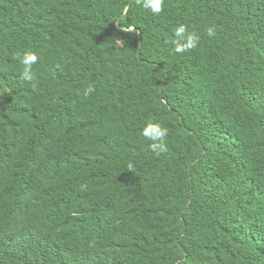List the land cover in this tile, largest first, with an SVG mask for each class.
I'll use <instances>...</instances> for the list:
<instances>
[{
  "label": "trees",
  "instance_id": "1",
  "mask_svg": "<svg viewBox=\"0 0 264 264\" xmlns=\"http://www.w3.org/2000/svg\"><path fill=\"white\" fill-rule=\"evenodd\" d=\"M0 264H264V0H0Z\"/></svg>",
  "mask_w": 264,
  "mask_h": 264
},
{
  "label": "clouds",
  "instance_id": "2",
  "mask_svg": "<svg viewBox=\"0 0 264 264\" xmlns=\"http://www.w3.org/2000/svg\"><path fill=\"white\" fill-rule=\"evenodd\" d=\"M138 2H142L143 8L150 10L153 14H159L162 10L163 0H138ZM207 35L213 37L215 35L214 28L209 27L207 29ZM169 42L172 44L176 53H183L197 47L199 35L195 31H189L184 24H180L174 29V36ZM16 58L23 66L21 72L22 78L26 81H31L34 78L32 66L37 60L36 55L30 51H25L23 53H17ZM94 91L95 89L89 86L83 95L87 97ZM167 131L161 124L151 120L147 121L141 129V135L146 141L150 142V147L156 155L167 151Z\"/></svg>",
  "mask_w": 264,
  "mask_h": 264
},
{
  "label": "water",
  "instance_id": "3",
  "mask_svg": "<svg viewBox=\"0 0 264 264\" xmlns=\"http://www.w3.org/2000/svg\"><path fill=\"white\" fill-rule=\"evenodd\" d=\"M139 47V46H138Z\"/></svg>",
  "mask_w": 264,
  "mask_h": 264
}]
</instances>
